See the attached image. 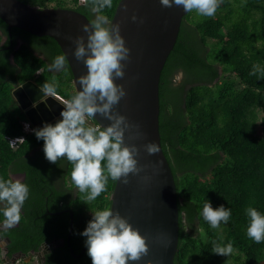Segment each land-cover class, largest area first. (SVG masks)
Wrapping results in <instances>:
<instances>
[{"label":"trees","instance_id":"obj_1","mask_svg":"<svg viewBox=\"0 0 264 264\" xmlns=\"http://www.w3.org/2000/svg\"><path fill=\"white\" fill-rule=\"evenodd\" d=\"M21 1L40 8L73 9L90 21L95 18L91 0ZM119 1L112 0V7L100 15L110 22ZM191 16L189 12L182 20L159 81L160 144L174 178L179 210L174 264H264V241L248 237L246 212L253 207L264 215V0H222L215 15H200L190 22ZM11 32L13 40L26 44L13 65L9 52L0 50V180L24 174L21 182L30 192L19 223L0 231V237L10 240L8 258L38 251L45 243L67 237L71 211L69 242L79 254L86 246L81 233L92 219L87 212L109 209L115 181L109 178L106 190L86 202L87 193H80L71 180V163L64 158L50 163L44 141L25 132V115L12 96L14 86L29 80L41 88L45 82L53 83L56 95L64 100L76 92L68 65L59 73L50 70L54 58L63 55L53 39L16 28ZM2 34L9 35L0 20V42ZM254 65L260 71L250 75ZM177 73L183 75L180 83L173 81ZM89 120L86 126L98 127ZM206 201L214 209L221 205L230 209L228 222L212 228L201 215ZM5 206L6 201H0V223ZM213 242L231 243L232 254H214ZM45 260L92 262L87 249L81 260L75 259L65 243Z\"/></svg>","mask_w":264,"mask_h":264},{"label":"clouds","instance_id":"obj_2","mask_svg":"<svg viewBox=\"0 0 264 264\" xmlns=\"http://www.w3.org/2000/svg\"><path fill=\"white\" fill-rule=\"evenodd\" d=\"M85 2L87 4V0ZM160 3L163 7L182 6L186 13L195 10L201 16L211 17L215 15L222 0H160ZM106 7H112V0H91V11L95 18L82 28L87 38L85 40L84 36H78L73 41L75 59L87 68V74L78 78L82 90L71 99L64 100L56 95L55 84L45 82L42 85L43 93L56 96L63 106L60 117L54 119L57 120L54 124L45 123L34 131H31L33 127L29 122L23 123L25 132H34L38 140L44 141L43 151L50 163L55 164L61 158L71 163V180L80 193H87L84 197L86 202L95 201L106 190L109 178L127 185L129 174L138 175L143 171L136 159L140 149L135 144L127 145L124 142L126 130L132 133L133 138L141 135L139 126L130 124L125 116L114 111V106L127 94L124 86L115 81L124 78L126 64L122 61L130 60V49L126 47L120 34V24H113L106 16L100 15ZM131 19L136 22L138 17L133 15ZM139 22L143 23V20L140 19ZM67 62L66 54L56 56L50 70L61 71L65 69ZM257 71H260L259 66L254 65L250 75H256ZM174 76L175 82L180 83L182 73ZM97 114L111 123L102 129L98 125L86 126V121L89 122ZM142 147L149 155L160 151L155 142ZM17 176H21V180H15L13 176L15 181L0 180V201H6L3 209L5 228L19 223L22 206L29 197V187L21 182L24 174ZM246 212L250 217L248 237L256 243L264 241V215L253 207H249ZM87 214L92 219L81 235L86 237L87 255L92 264H129V261H140L149 254L146 237L119 212H113L111 208L93 213L88 211ZM201 215L215 229L222 221L228 222L231 212L223 205L214 209L206 201ZM5 244L7 248V243ZM212 252L228 257L233 252V246L231 243L222 246L213 242ZM6 258L8 259L7 256L1 257L3 264H29L21 259L12 262L10 258ZM148 264H152V261H148Z\"/></svg>","mask_w":264,"mask_h":264},{"label":"water","instance_id":"obj_3","mask_svg":"<svg viewBox=\"0 0 264 264\" xmlns=\"http://www.w3.org/2000/svg\"><path fill=\"white\" fill-rule=\"evenodd\" d=\"M189 13V12H188ZM182 6L163 7L160 0H120L110 22L120 24V34L130 49V60L126 64L124 78L115 82L124 86L126 96L114 106V111L127 118L130 124L138 125L139 137L125 131L124 142L135 144L139 149L136 157L138 166L143 168L138 175L129 174V183L115 181L110 196V207L128 219L132 226L146 237L149 254L140 261L129 264H174L179 243V210L176 186L169 164L162 152L159 134V81L166 60L176 43L183 18L188 14ZM138 20L133 22L131 17ZM140 19L143 23H140ZM0 20L7 26L19 29L35 37H49L66 54L67 65L72 74L75 92L82 90L78 83L81 75L87 74L86 66L73 55L74 40L83 32L84 24L90 20L83 14L67 8H39L21 0H0ZM18 106L34 131L60 117L63 106L56 96L45 95L37 84L27 81L12 91ZM100 127L111 122L98 114L91 117ZM135 131V130H133ZM155 142L160 151L149 155L143 145ZM70 227L67 237H59L45 243L38 252L18 253L11 259H21L28 263L35 257L38 264H46L45 256L64 243L71 255L80 259L87 247L75 254L70 247L73 230V214L70 211ZM16 227L13 226L11 228ZM11 228L0 224V231ZM10 243L9 239H5ZM3 240L0 237V243ZM6 245V244H5ZM0 246L1 257L7 254L6 246ZM7 259V258H6ZM8 260V259H7Z\"/></svg>","mask_w":264,"mask_h":264},{"label":"flooded vegetation","instance_id":"obj_4","mask_svg":"<svg viewBox=\"0 0 264 264\" xmlns=\"http://www.w3.org/2000/svg\"><path fill=\"white\" fill-rule=\"evenodd\" d=\"M47 8H51V7H47ZM7 30H8V28H7ZM12 29L11 30H8V34L9 35H4V34H2V38H1V42H0V50H1V52H4V51H8L9 52V63L11 64V65H13L14 64V58H15V55H16V53L18 52V50L20 49V47L24 44H26L23 40H21V39H14L13 40V38H12ZM10 49H11V51H10ZM40 57H42L43 59H45V57H43V56H41L40 55ZM51 71H53L54 73H59L60 71H54V70H51ZM38 74H40V72H38ZM173 78H175L176 79V76H174ZM180 79H182V77L180 76ZM30 81V80H29ZM173 81L175 82V80L173 79ZM27 82V81H26ZM34 82V81H33ZM25 83V82H24ZM35 83V82H34ZM23 83H21V84H18L17 86H14L13 87V90L15 89V88H17V87H19L20 85H22ZM12 90V91H13ZM23 112V114H25L24 113V111H22ZM26 119V118H25ZM26 122L28 123V120L26 119ZM31 127V126H30ZM30 127H28V128H30ZM2 243V242H1ZM3 243L5 244V241H3ZM56 250V249H55ZM54 250V251H55ZM31 252V251H30ZM29 252V253H30ZM35 252H38V251H35ZM1 256V255H0ZM84 256V255H83ZM82 258V257H81ZM81 258L79 259V260H81ZM9 259V258H8ZM10 259H12V257L10 258ZM36 258H31V260L28 262L29 264L30 263H32V262H34L35 261V263L34 264H37V260H35ZM23 261V260H22ZM24 262V261H23ZM87 264H92V262H89V263H87Z\"/></svg>","mask_w":264,"mask_h":264},{"label":"rangeland","instance_id":"obj_5","mask_svg":"<svg viewBox=\"0 0 264 264\" xmlns=\"http://www.w3.org/2000/svg\"><path fill=\"white\" fill-rule=\"evenodd\" d=\"M190 13H191L192 16H191V18L188 19V21L191 22V21H194V20H197V19L200 18V15H198V14L196 13L195 10H193V11L190 12ZM13 178H14L15 180H21L22 177H21V176H16V177L13 176ZM90 215L93 216V214H91V213H90ZM0 246H4V243H1ZM34 263H35V261L32 262V263H30V264H34ZM21 264H24V263H21Z\"/></svg>","mask_w":264,"mask_h":264},{"label":"bare ground","instance_id":"obj_6","mask_svg":"<svg viewBox=\"0 0 264 264\" xmlns=\"http://www.w3.org/2000/svg\"><path fill=\"white\" fill-rule=\"evenodd\" d=\"M7 27V26H6ZM1 224V223H0ZM3 243V242H2ZM1 244V243H0Z\"/></svg>","mask_w":264,"mask_h":264},{"label":"built area","instance_id":"obj_7","mask_svg":"<svg viewBox=\"0 0 264 264\" xmlns=\"http://www.w3.org/2000/svg\"><path fill=\"white\" fill-rule=\"evenodd\" d=\"M87 118V117H86Z\"/></svg>","mask_w":264,"mask_h":264}]
</instances>
